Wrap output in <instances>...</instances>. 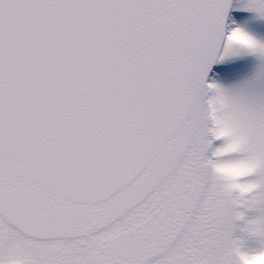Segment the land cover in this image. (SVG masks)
Listing matches in <instances>:
<instances>
[{"label": "snow or ice", "instance_id": "6c2138e0", "mask_svg": "<svg viewBox=\"0 0 264 264\" xmlns=\"http://www.w3.org/2000/svg\"><path fill=\"white\" fill-rule=\"evenodd\" d=\"M256 259L264 0H0V264Z\"/></svg>", "mask_w": 264, "mask_h": 264}, {"label": "clouds", "instance_id": "9594fccd", "mask_svg": "<svg viewBox=\"0 0 264 264\" xmlns=\"http://www.w3.org/2000/svg\"><path fill=\"white\" fill-rule=\"evenodd\" d=\"M251 170H252L251 166H238L236 168L227 169L226 174L233 176V177H239V176H243L247 174ZM250 264H264V261L260 259H256L250 262Z\"/></svg>", "mask_w": 264, "mask_h": 264}]
</instances>
